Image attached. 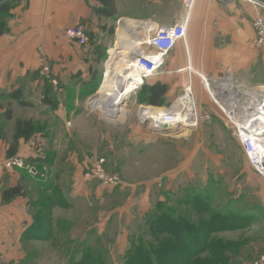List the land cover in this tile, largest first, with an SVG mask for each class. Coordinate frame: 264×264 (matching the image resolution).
Segmentation results:
<instances>
[{
	"label": "rangeland",
	"instance_id": "374dc122",
	"mask_svg": "<svg viewBox=\"0 0 264 264\" xmlns=\"http://www.w3.org/2000/svg\"><path fill=\"white\" fill-rule=\"evenodd\" d=\"M153 1L158 3L119 0L118 13L129 16L119 17L114 23L110 39H116L115 46L94 59L96 71L89 89L81 78L65 83L56 78L57 84H52L55 76L49 65L46 74H38L44 81L43 89L54 95L51 100L64 105L66 116L62 119L52 108H33L0 98V109L4 108L0 138L6 143L3 168L17 118H30L40 132V136L23 141L30 156L41 158L38 163L24 162V167L35 172H30L28 178L19 170L14 173H18L16 183H21L25 192L20 197L28 202L27 213L46 231L19 239L24 255L15 264H254L264 251V180L250 166L232 126L201 88L194 96L197 109L209 112L210 119L201 120L186 136L158 134L170 141L155 143L152 148L139 144L150 130V123L142 121L144 117L150 119L149 104L131 94L115 119L107 118L103 109L92 110L88 105L97 96L105 73L101 96L93 101L95 108L99 102L104 105L102 93L110 61L122 40V29L118 27L125 20L122 26L133 20L138 23V31L142 30L144 23L132 16L144 17L148 9L156 7ZM169 14L163 9L158 15ZM233 47L226 52L223 46L221 58L211 63L216 75L230 74L247 85L264 84V50L253 45L232 52ZM160 76L157 83L165 84L166 63ZM34 78L19 85L25 97L33 93ZM167 105L150 108L167 111L171 106ZM8 106L11 116L6 119ZM70 121L72 125H68ZM195 136L200 137V143ZM197 145L201 151L196 157L188 158L187 152H182L194 150ZM186 164L190 168H180ZM97 168L116 177L119 183L103 184L93 174ZM164 210L200 227L201 247L191 241V233L187 239L185 233L168 228L172 222L161 216ZM229 213L240 217H223ZM220 219L227 221L223 224Z\"/></svg>",
	"mask_w": 264,
	"mask_h": 264
},
{
	"label": "crops",
	"instance_id": "0c3cea01",
	"mask_svg": "<svg viewBox=\"0 0 264 264\" xmlns=\"http://www.w3.org/2000/svg\"><path fill=\"white\" fill-rule=\"evenodd\" d=\"M157 2L151 3L156 7L148 9L144 17H141L143 14H135L132 17L159 26L173 24L184 16L182 0ZM111 4V13H106L101 0H10L9 14L5 17L7 30L0 35V98L14 100L19 104L17 99L7 95L14 90L22 89L19 85L24 86V81L28 78L33 79L36 74H41L39 70L44 64L50 66L54 78H58L61 82L81 78L80 82H87L83 86L86 84L88 87L89 81L95 76L92 74L96 71L93 62L102 54H108L115 46L116 39H110L114 23L119 17L129 16L118 13L119 0H112ZM163 9L169 11L168 17L158 15ZM254 15V8L244 0H194L189 13L186 39L175 44L165 62L167 77L162 80L167 85L165 94L161 98L160 105L149 106L169 105L176 98L175 95L183 91L187 85H191L194 96L198 93V88L207 94L199 74L218 77L216 75L218 72L211 63L221 58L223 46L226 52L232 46H234L232 52L236 49L239 52L241 49L247 50L248 46L253 48ZM142 18L148 19L142 21ZM121 24L118 27L120 29L123 27ZM73 25L84 27L89 38L86 45H78L66 37V29ZM136 28L138 30V23ZM121 45L122 40L117 43V47ZM215 46H218V49ZM157 75L150 77L147 83L152 85L161 80L162 77ZM176 76L179 79L174 78ZM43 82L39 75L34 78L33 93H29L30 96L25 97L22 89V99L29 102L25 106L52 108L55 115L62 119V115L66 116L64 105L55 104L52 107L44 103V97L48 96L42 87ZM134 96L137 98L138 92ZM98 105L101 108L100 102ZM3 110L4 108L0 109V121ZM18 119L20 118L16 120ZM148 131V135L143 137L144 142L139 144L152 148L155 147L153 146L155 143L170 141L161 138L162 136H156L158 134L149 129ZM197 136L194 140L200 143V137ZM23 141L19 139L17 154L27 157L30 153L27 149L28 145L23 144L27 141ZM5 144L0 138V264H15L19 259H23L24 253L19 239L26 237V231L31 226L33 217L27 213L28 202L22 199L23 197L18 196L6 202L1 200L2 189L17 184L16 179H19L18 173H14V170L3 168ZM200 151L201 146L197 145L194 150L188 149L182 152H187L186 156L193 158ZM180 168H190V165H182ZM80 182L84 183L83 180Z\"/></svg>",
	"mask_w": 264,
	"mask_h": 264
},
{
	"label": "built area",
	"instance_id": "2783aa9c",
	"mask_svg": "<svg viewBox=\"0 0 264 264\" xmlns=\"http://www.w3.org/2000/svg\"><path fill=\"white\" fill-rule=\"evenodd\" d=\"M193 1L182 0L184 16L173 24L157 26L148 22L150 25L145 29L147 35L145 36L146 40L141 44L142 50L135 53L134 61L126 72L124 88L127 89V96L131 94L135 95L150 77L159 74L175 44L179 41H185L189 13ZM244 1L252 5L255 11L252 21L255 33L253 45L264 50V0ZM65 35L70 41L81 46L89 42L88 35L82 25H73L67 28ZM48 68V64H44L40 73L46 74ZM104 75L105 73L102 80L104 79ZM199 75L201 84L207 92L210 101L232 126L235 139L242 148L250 166L264 180V84L247 85L244 82L238 81L230 74H223L220 77ZM51 83L57 84L56 78H53ZM97 89V96L93 99L91 98L90 102H88L92 110L99 109L93 106V101L99 99L101 96L99 88ZM187 91L191 95L189 102L193 109L191 120H193V128H196L201 120L210 119V113L198 111L191 85H187L184 88L183 92ZM127 96L126 99L128 98ZM124 105L125 102L122 107ZM121 109L120 105V110H114L111 114L105 115L110 119L118 118L120 117ZM67 123L70 125V122ZM149 125L151 127V124ZM4 167L7 169L27 168L29 172H35L29 166L24 167V160L18 156L6 159ZM93 174L103 184L116 186L119 183L116 177L110 176L101 168H97ZM254 264H264V251L255 260Z\"/></svg>",
	"mask_w": 264,
	"mask_h": 264
},
{
	"label": "trees",
	"instance_id": "16d2710c",
	"mask_svg": "<svg viewBox=\"0 0 264 264\" xmlns=\"http://www.w3.org/2000/svg\"><path fill=\"white\" fill-rule=\"evenodd\" d=\"M101 1H103V3H104L105 12L111 13V10H112L111 2H112V0H101ZM9 7H10V1L0 3V35L3 34L4 32H6V30H7V26H6V22H5L4 18L9 14ZM89 87H91V85H89L87 88L89 89ZM166 89H167V86L165 84L155 83V84L149 85L146 81L145 84L139 90L137 98L142 103L158 106V105H160L159 103L161 101V98L165 94ZM85 90H86V88H85ZM86 92H88V91H86ZM45 94L48 97L47 98L44 97V103H47V104L51 105L52 107H54L56 103H54L53 100H51V98H53V96L51 95V91L45 90ZM22 95H23L22 89H18V90H14V91L10 92L7 96L10 98H13V99H17L18 102L22 105H28L29 102L22 99V97H23ZM156 108H159V107H156ZM10 116H11V112H10V108H9V111L7 112V116H6L7 118L6 119H9ZM36 125H37V123L33 122L30 119H18V120H16L15 125H14V134H13V138H12V144L6 150L7 159L18 156V157H21L26 164L38 163L41 161L40 160L41 158L37 157L36 155H34V156L29 155L27 157H23L22 155L17 154L18 153L17 149H18L19 139H23L24 141H27V140L29 141L33 136H35V137L40 136V132L36 131V129H37ZM40 128L41 127H38V130L42 129V128L41 129ZM9 170H19V171H21V174L25 178L28 175H31V173L28 171L27 168H22V169L15 168V169H9ZM24 194H25V192L23 190L22 184L18 183V184L8 186L7 188L2 189L1 200L3 202L10 201L11 199H14L18 196H24ZM169 211L170 210H164L162 215H161V216L166 217L167 221L172 222V224L168 225V228L169 227H172V229L175 228L174 230L178 234L185 233L187 235V239L189 237L193 236L191 241L194 240L193 242L201 247V240L198 239V237H199L198 234L201 235V231H199L200 227H198V226L196 228L193 227V225L189 221L182 219L181 216H178L174 213H169ZM223 217H225L226 219H231L234 217H240V215H237V214L235 215V214L229 213V214H224ZM34 218H33V222L31 224V226L27 229L25 236H28L30 233L34 234V233L39 232V231H46L43 229L42 226H40V223L38 224V221ZM219 221H221V223L224 224L227 220L220 219ZM190 230H192V232H190ZM190 233H191V235H190ZM161 248H163V247H161ZM160 251H163V250L160 249Z\"/></svg>",
	"mask_w": 264,
	"mask_h": 264
},
{
	"label": "bare ground",
	"instance_id": "6f19581e",
	"mask_svg": "<svg viewBox=\"0 0 264 264\" xmlns=\"http://www.w3.org/2000/svg\"><path fill=\"white\" fill-rule=\"evenodd\" d=\"M144 26L141 25L143 30H145L150 23L142 22ZM148 23V24H147ZM137 23L133 20L128 21L123 25L122 29V45L116 51L114 57L110 61L107 79L105 82V89L102 93V104L101 108L97 106L101 111L103 109L104 114H111L116 108L117 111L120 110V105L124 102L127 96V89L124 88L126 72L132 65L134 61V56L136 52H141L142 43L146 40L145 36L147 33L140 30V34L136 29ZM139 33V34H138ZM140 45V46H139ZM127 47H136L135 49H127ZM144 52V51H143ZM129 73V72H128ZM103 82V80H102ZM101 82V84H102ZM100 84V87H101ZM99 87V90H100ZM191 100V95L187 92H183L180 96L173 101L170 109L167 111L164 110H155L148 108V122L151 124V128H158L160 124L164 123H182L187 126L182 132L175 133L176 137L186 136L193 129V120H191L193 109L192 105L189 102ZM105 106V107H104ZM115 107L113 110L106 111ZM146 118V117H144Z\"/></svg>",
	"mask_w": 264,
	"mask_h": 264
},
{
	"label": "water",
	"instance_id": "95a60500",
	"mask_svg": "<svg viewBox=\"0 0 264 264\" xmlns=\"http://www.w3.org/2000/svg\"><path fill=\"white\" fill-rule=\"evenodd\" d=\"M122 19H119V21H121ZM143 122H148L147 118H143L142 119ZM150 128V131L156 134H160V135H173L175 133H179L182 132L184 129L187 128L186 125L182 124V123H162L159 125L158 128Z\"/></svg>",
	"mask_w": 264,
	"mask_h": 264
}]
</instances>
